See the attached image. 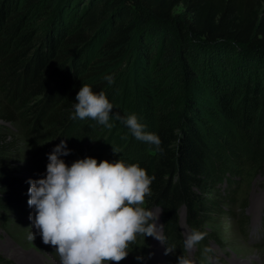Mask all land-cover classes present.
<instances>
[{
  "label": "trees",
  "instance_id": "1",
  "mask_svg": "<svg viewBox=\"0 0 264 264\" xmlns=\"http://www.w3.org/2000/svg\"><path fill=\"white\" fill-rule=\"evenodd\" d=\"M0 29V120L25 136L44 124L49 138L67 142L74 95L94 74L85 68L92 57L93 66L115 65L136 47L151 74L184 82L185 106H167L153 119L161 144H152L143 166L154 177L144 201L159 210L165 240L184 255L179 210L199 231L216 206L205 192L218 195L207 179L210 151L197 118L204 92L196 86L243 128L264 130V0H0ZM19 144L0 127V223L20 203L12 158Z\"/></svg>",
  "mask_w": 264,
  "mask_h": 264
},
{
  "label": "rangeland",
  "instance_id": "2",
  "mask_svg": "<svg viewBox=\"0 0 264 264\" xmlns=\"http://www.w3.org/2000/svg\"><path fill=\"white\" fill-rule=\"evenodd\" d=\"M174 15L181 20L187 16L181 6L175 8ZM3 38L0 29V48ZM94 51L93 55H96L97 47ZM92 59L85 63V68L94 74L81 85H94V92L104 91L113 104L112 113L120 116L134 113L146 125L145 131L151 132L157 112L167 106H185L184 82L173 73L151 74V62L139 58L136 47L127 59L115 65L100 63L93 66ZM105 76H111L112 83ZM196 87L204 92L199 95L201 112L197 118L202 121L201 133L206 137L210 151L211 168L207 179L218 195L205 192L204 197L216 201V206L199 230L206 235L191 249L184 245L185 237L191 231L185 223L184 209L179 210L184 256L195 264H264V130L256 133L253 124L243 128V121L225 115L205 87ZM39 98L35 97L34 102ZM260 110L261 107L256 111V117ZM73 112L72 105L71 130L67 132L69 139L66 142L72 151L62 157L66 164L90 156L98 163L102 159H121L126 164L138 163L143 168L152 153V144L136 139L115 115L110 114L113 127L109 129L90 117L73 119ZM0 127L20 139L17 155L12 158L16 159L13 165L21 177L17 187L20 203L5 209L0 223V264H60L54 246L44 244L39 235L34 240L28 238L29 231L36 229L30 228L28 217L32 209L27 203L29 185L26 182L27 178H39L45 172L46 154L57 141L47 136L48 127L44 124L28 127L26 136L20 133L18 124L0 120ZM141 206L152 211V221L156 224L154 232L161 240L138 233L129 242L128 255L119 262L109 261L108 264H176L180 253L164 238L159 210L146 205L145 201ZM166 247L175 249L165 252ZM138 255L143 259L137 260Z\"/></svg>",
  "mask_w": 264,
  "mask_h": 264
},
{
  "label": "clouds",
  "instance_id": "3",
  "mask_svg": "<svg viewBox=\"0 0 264 264\" xmlns=\"http://www.w3.org/2000/svg\"><path fill=\"white\" fill-rule=\"evenodd\" d=\"M112 83L111 76H105ZM73 119L90 117L107 128H112L110 114L128 127L138 140L154 144L159 149L161 140L156 133L145 131L132 113L120 116L112 113L113 104L104 91L94 92L83 84L75 96ZM72 149L66 140L48 152L45 172L39 178H27V203L32 209L28 238L37 235L46 245L54 246L60 264H108L119 262L128 255L129 242L138 233L155 236L152 211L141 205L150 193L154 177L138 163L126 164L121 159L112 161L85 156L66 164L62 158ZM152 221V222H150ZM205 232L192 230L184 240L191 249L202 240ZM175 248L166 247L165 252ZM142 260V256H136ZM176 264H195L187 256L177 257Z\"/></svg>",
  "mask_w": 264,
  "mask_h": 264
}]
</instances>
